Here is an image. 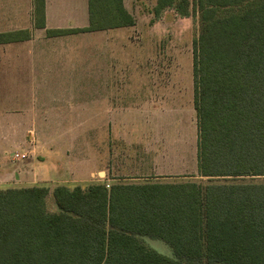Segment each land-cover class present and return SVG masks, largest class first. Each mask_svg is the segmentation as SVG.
<instances>
[{
  "label": "trees",
  "instance_id": "trees-1",
  "mask_svg": "<svg viewBox=\"0 0 264 264\" xmlns=\"http://www.w3.org/2000/svg\"><path fill=\"white\" fill-rule=\"evenodd\" d=\"M199 180L113 179L0 187V264H264V0H192ZM45 26V0H33ZM190 14L189 0H157ZM88 24L48 36L132 26L123 0H87ZM29 38L0 33V43ZM51 193L56 209H47ZM165 242L173 256L146 246Z\"/></svg>",
  "mask_w": 264,
  "mask_h": 264
},
{
  "label": "rangeland",
  "instance_id": "rangeland-1",
  "mask_svg": "<svg viewBox=\"0 0 264 264\" xmlns=\"http://www.w3.org/2000/svg\"><path fill=\"white\" fill-rule=\"evenodd\" d=\"M55 1L67 6L66 12L73 10L77 2L80 9V5H87L86 0ZM123 3L134 19L125 33L117 34L122 35L121 43L127 45L123 53L126 92L120 98L124 108L108 118L101 113L100 97L90 98L94 104L86 106L87 82L79 80L76 129L33 132L0 129L2 144L5 138L13 141L20 134L22 146L16 149L20 154L27 153L20 158L5 155L3 168L9 167L7 171L13 174L0 177V187L45 184L52 189L57 184L85 186L113 179L141 181L151 177L155 181H182L202 178L196 168L197 119L192 78L193 42L200 32L199 13L192 0H189L187 17L176 15L172 9L155 16L153 9L157 0H123ZM23 24L25 21L15 22L9 28ZM6 27L0 25V30ZM85 41V36L78 37L79 45ZM130 51L140 56L132 68ZM101 85L99 79L94 80L90 92L100 95ZM54 91L53 88L46 90V97L36 99L35 113H31L30 99H20L22 118L37 115L39 126L56 127L42 122L44 114L52 123L59 122L60 98L50 95ZM72 112L73 123L76 116ZM33 137L34 144L29 143ZM34 148L33 152H28ZM46 205L50 211L56 209L51 193L47 195ZM142 240L158 253L173 256L171 248L162 240L149 237Z\"/></svg>",
  "mask_w": 264,
  "mask_h": 264
},
{
  "label": "crops",
  "instance_id": "crops-1",
  "mask_svg": "<svg viewBox=\"0 0 264 264\" xmlns=\"http://www.w3.org/2000/svg\"><path fill=\"white\" fill-rule=\"evenodd\" d=\"M60 3L62 2L45 0V26L41 28L35 26L33 0H0V25L8 26L0 30V33L20 29L29 30L27 39L0 43L1 130L17 129L33 132L57 128L76 129L79 80L87 82L85 97L89 100L86 101V106L94 104L90 98L100 97L101 113L107 114L108 118L110 114L120 113L121 108H124L120 98L126 92L124 83L127 81V70L123 65L126 43L125 45L121 43L122 35L119 37L117 34L125 33L124 30L130 26L105 29L99 32L86 31L48 36L47 29H72L88 24L87 5L86 7L84 4L80 5L82 6L80 9L77 2L73 10L66 12L67 6H61ZM24 21L25 24L21 27L9 28L15 22ZM79 36H85L86 41L82 45L77 42ZM129 55L131 57L129 66L132 68L136 60L139 62L140 56L136 57L132 51ZM96 79H99L102 85L100 95L94 96L90 89L93 91V83ZM52 88L55 91L50 95L60 98L61 116L59 122L52 123L44 114L42 122L56 125V127L51 129L48 126H39L37 115L31 116L30 119H23L20 99H30L28 104L32 108L31 113H35L37 111L36 99L46 97L48 95L46 90ZM72 111L76 116L73 123ZM19 139L20 134L13 141L5 138L4 144L0 142V177L13 174V171H7L9 167L7 170L3 168L5 165L3 162H6V154L13 158L14 153H19L16 149L22 146ZM29 143L34 144V137L29 140ZM34 150L35 148L28 152ZM26 154L22 152V155Z\"/></svg>",
  "mask_w": 264,
  "mask_h": 264
},
{
  "label": "built area",
  "instance_id": "built-area-1",
  "mask_svg": "<svg viewBox=\"0 0 264 264\" xmlns=\"http://www.w3.org/2000/svg\"><path fill=\"white\" fill-rule=\"evenodd\" d=\"M20 156H24V155H22V154H20V153H14V157H15V158H20Z\"/></svg>",
  "mask_w": 264,
  "mask_h": 264
},
{
  "label": "water",
  "instance_id": "water-1",
  "mask_svg": "<svg viewBox=\"0 0 264 264\" xmlns=\"http://www.w3.org/2000/svg\"><path fill=\"white\" fill-rule=\"evenodd\" d=\"M102 173V172H101Z\"/></svg>",
  "mask_w": 264,
  "mask_h": 264
}]
</instances>
